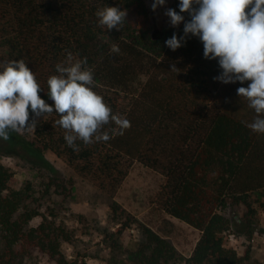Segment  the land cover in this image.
<instances>
[{
    "label": "trees",
    "instance_id": "1",
    "mask_svg": "<svg viewBox=\"0 0 264 264\" xmlns=\"http://www.w3.org/2000/svg\"><path fill=\"white\" fill-rule=\"evenodd\" d=\"M107 6L127 11L120 31L98 26L96 12ZM174 33L182 36L183 28H156L146 0H0V54L5 63L24 59L46 103L53 104L47 80L70 52L74 61L87 59L93 91L131 124L120 135L110 123L104 129L111 137L107 142L78 140L79 151H73L54 112L36 120L33 141L15 132L0 139V155L20 152L49 168L44 153L51 151L112 199L134 162L163 175L156 204L201 233L192 256L183 257L167 239L145 229V243L136 252L125 251L127 259L115 264H246L226 246L224 233L240 228L226 215L232 203L248 208L242 229L252 235L251 198L264 195V134L246 127L256 114L237 95L248 82L214 81L222 70L216 60L204 58L202 42L190 35L173 52L165 41ZM114 45L119 53L111 52ZM172 65L177 70L171 71ZM29 192L0 162V264H25L36 254L54 264H88L64 253V242L73 239L66 226L47 218L31 225L40 213L30 206ZM111 208L115 214L121 209L116 201Z\"/></svg>",
    "mask_w": 264,
    "mask_h": 264
},
{
    "label": "clouds",
    "instance_id": "2",
    "mask_svg": "<svg viewBox=\"0 0 264 264\" xmlns=\"http://www.w3.org/2000/svg\"><path fill=\"white\" fill-rule=\"evenodd\" d=\"M164 6L165 0H153L151 8L155 12ZM183 13L190 17L187 22ZM165 15L173 28L184 24L182 36L174 33L165 41L169 49L175 52L187 37H197L204 58L216 60L222 70L214 81L225 85L248 82L247 87L237 89V95L256 114L246 127L264 134V0H179V14L168 8ZM96 16L99 27L120 31L127 11L107 6ZM119 51L115 45L111 48L112 53ZM86 64V58L74 61L69 52L67 61L56 65L58 74L47 80L50 106L40 97L42 89L24 59L0 63V139L7 141L13 132L33 129L36 120L29 123V110L35 118L55 112L59 117L55 123L64 130V140L73 151H79L78 140L85 145L107 142L111 137L104 129L110 123L123 135L131 127L130 121L113 114L103 97L93 91V70Z\"/></svg>",
    "mask_w": 264,
    "mask_h": 264
},
{
    "label": "rangeland",
    "instance_id": "3",
    "mask_svg": "<svg viewBox=\"0 0 264 264\" xmlns=\"http://www.w3.org/2000/svg\"><path fill=\"white\" fill-rule=\"evenodd\" d=\"M152 3L153 0H146L149 16L156 28L160 30L171 26L165 11L171 8L179 14L177 0H165V6L157 8L155 12L152 11ZM182 15L187 22V16L184 13ZM182 28L183 23L175 29L179 31ZM1 58L0 54V63H3ZM134 87L139 88V84L136 83ZM41 118H35L29 111V123ZM18 134L33 141V129ZM19 154H1L0 162L14 174L21 189L29 188V194L32 195L29 204L40 213L31 222L32 226L39 225L44 218L53 219L72 233V242L63 244V251L70 259H85L88 264H115L118 260L127 259L125 251L136 252L138 246L145 243V229L167 239L183 257L192 256L201 233L158 209L157 194L165 183V177L158 172L134 162L112 199L80 177L51 151L44 153L49 168L37 166L24 159L22 153ZM113 201L118 202L121 207L117 214L111 208ZM251 201L256 210L254 233L249 235L243 231L248 208L244 204L230 203L226 215L234 222L233 225L237 223L240 228L238 230L232 226L224 233L225 244L228 248L237 250L246 264H264L263 193L253 194ZM1 239L0 235V246ZM117 244H120L121 249L116 247ZM25 264L54 263L36 254Z\"/></svg>",
    "mask_w": 264,
    "mask_h": 264
},
{
    "label": "bare ground",
    "instance_id": "4",
    "mask_svg": "<svg viewBox=\"0 0 264 264\" xmlns=\"http://www.w3.org/2000/svg\"><path fill=\"white\" fill-rule=\"evenodd\" d=\"M138 183H139V182H138ZM138 183H137V184H138ZM133 186H134V185H133ZM136 186H138V185H136ZM140 186H141V185H140ZM138 187H139V186H138ZM143 188H144V187H143ZM140 189H141V188H140Z\"/></svg>",
    "mask_w": 264,
    "mask_h": 264
}]
</instances>
